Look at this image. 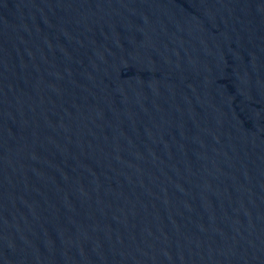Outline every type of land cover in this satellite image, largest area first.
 Wrapping results in <instances>:
<instances>
[{"label": "water", "instance_id": "obj_1", "mask_svg": "<svg viewBox=\"0 0 264 264\" xmlns=\"http://www.w3.org/2000/svg\"><path fill=\"white\" fill-rule=\"evenodd\" d=\"M0 264H264V0H0Z\"/></svg>", "mask_w": 264, "mask_h": 264}]
</instances>
